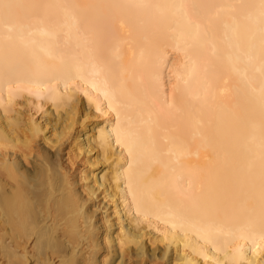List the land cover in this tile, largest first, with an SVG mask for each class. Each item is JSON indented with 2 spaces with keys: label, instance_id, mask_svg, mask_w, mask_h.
<instances>
[{
  "label": "snow or ice",
  "instance_id": "obj_1",
  "mask_svg": "<svg viewBox=\"0 0 264 264\" xmlns=\"http://www.w3.org/2000/svg\"><path fill=\"white\" fill-rule=\"evenodd\" d=\"M133 32L141 40L139 59L117 72L107 45L118 46L122 34ZM37 34L62 36L69 50L54 55L41 46L44 59L36 53ZM170 46L182 57L176 83L169 78L171 93L162 79ZM225 66L245 83L230 102L218 100L214 89ZM249 69L259 71L258 83ZM0 82L8 86L9 103L25 92L57 108L76 94L86 99L94 115L81 114L85 126L96 121L89 147L105 161L95 184L82 174L85 197L72 193L67 176L57 173L53 184L43 155L35 176L9 167V137L0 138L6 157L0 180L13 189L0 198L5 233L50 246L72 234L81 247L90 246L96 212L84 206L87 198L109 213L112 205L120 215L127 210L165 243L182 242L181 264H264V0H0ZM193 112L200 114L194 137L206 149V168L186 169L179 159L191 146L175 133ZM42 127L33 120L29 138L19 143L27 146ZM89 163L96 172V162ZM29 181L45 185L44 194L29 195ZM0 254L7 257L0 264H32L15 249Z\"/></svg>",
  "mask_w": 264,
  "mask_h": 264
},
{
  "label": "bare ground",
  "instance_id": "obj_2",
  "mask_svg": "<svg viewBox=\"0 0 264 264\" xmlns=\"http://www.w3.org/2000/svg\"><path fill=\"white\" fill-rule=\"evenodd\" d=\"M214 2H221V0H214ZM34 39L37 41L36 53L44 59L47 57L40 50L41 46L51 47L54 55L66 53L70 47L65 44L62 36L58 41H53L48 36L37 34ZM120 39L124 42L118 46L114 41L109 42L105 52L117 72L121 67L127 68L138 61L141 44L140 37L135 32L131 36L126 33L122 34ZM170 44H174V41H170ZM167 51L172 58L166 61L168 67L164 68L162 79L171 93L169 78L171 77V84L176 83L175 72L179 70L182 57L174 52L171 46ZM133 52L136 53L135 56H133ZM169 68L173 71L170 72ZM142 74L147 78L148 71L145 70ZM226 75L229 77L227 85L224 84ZM248 75L255 77L258 83L259 71L249 69ZM193 86H195V82ZM224 88L228 91L221 93V89ZM214 89L218 100L230 102L231 98L238 94V91L243 92L245 83L241 75L231 72L225 66L219 70L218 77L214 80ZM61 91H63V86H61ZM57 103L59 107H53L51 100L38 99L26 92L16 95L14 100L9 103L8 86L0 82V138L6 134L9 137L10 147L8 151L11 152L9 167L15 164L21 173L28 174L30 172L32 176H35L43 155L46 157L43 162L45 171H51L53 184L57 173L60 176H67L72 193H79L86 197L87 189L82 184V174H91L92 183L95 184L96 174L105 163L102 157L100 161H97V156L93 154L94 150L89 147L93 131L92 125L96 121L89 120L86 127L84 116L81 115L90 110L94 115V108L90 109L87 100L79 94H76L73 100L65 99L63 103L60 101ZM199 115V113L193 112L191 119L185 115L180 122L179 132L175 133L191 146L190 155L179 156L181 165L186 169L207 167L206 149L201 146L200 137H194L196 132L194 121ZM78 117L79 122H77ZM33 120H35L37 127L40 125L43 127L39 136H31L30 143L24 146L19 142L29 138ZM37 141L39 144L34 147ZM13 142H16L15 146H13ZM117 152H119L118 149ZM207 152L211 154V149H208ZM33 153L36 156L35 160L32 159ZM3 158H6L5 152L0 149V159ZM89 160L96 162V172H93V164L89 163ZM45 185H47L49 192L53 190L52 185L47 184V179ZM45 185L37 187L29 181L26 191L29 195L36 193V195L42 196L45 192ZM6 191L11 194L13 189L10 184L6 188L4 181L0 180V198L4 196ZM55 192L59 195L60 188H55ZM84 206L90 207L96 212L93 217L96 227L90 246L81 247L77 238L72 234L67 236L61 234V242L51 246L47 242L34 241L20 235L13 237L11 229L5 233L3 216L0 215V250L6 247L15 249L20 256L26 261L30 260L32 264H36L38 259L41 262L47 261L48 264H63L65 260L72 261L73 264L76 261H80V264H107V261H113L114 264H181L185 258L187 250L182 242L179 244L175 241L165 243L161 233L157 232L155 227L149 229L147 223L138 225L127 210L121 208L123 215H120L115 211V205H112L113 211L109 213L107 206L101 209L96 202L87 200V198ZM156 223L153 221V225ZM159 226L161 230L166 227L162 223ZM37 243L40 246L32 247ZM219 255L223 260V254ZM248 255H251L250 251ZM5 259L7 257L0 254V260ZM201 264H203V260H201Z\"/></svg>",
  "mask_w": 264,
  "mask_h": 264
}]
</instances>
